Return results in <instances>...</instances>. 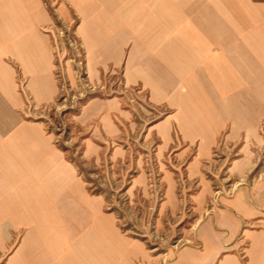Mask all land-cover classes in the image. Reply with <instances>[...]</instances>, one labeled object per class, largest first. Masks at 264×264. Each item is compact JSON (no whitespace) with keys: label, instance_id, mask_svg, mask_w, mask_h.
Returning <instances> with one entry per match:
<instances>
[{"label":"crops","instance_id":"obj_1","mask_svg":"<svg viewBox=\"0 0 264 264\" xmlns=\"http://www.w3.org/2000/svg\"><path fill=\"white\" fill-rule=\"evenodd\" d=\"M56 11L76 21L92 77L122 68L129 87L169 111L152 130L163 149L196 146L194 173L221 141L264 142V0H60ZM52 23L44 0H0V264H137L142 244L25 117L26 94L33 105L57 94ZM194 239L175 264H264V179L226 198Z\"/></svg>","mask_w":264,"mask_h":264},{"label":"rangeland","instance_id":"obj_2","mask_svg":"<svg viewBox=\"0 0 264 264\" xmlns=\"http://www.w3.org/2000/svg\"><path fill=\"white\" fill-rule=\"evenodd\" d=\"M59 2L44 0L53 16L45 31L52 39L57 94L43 105H33L26 94L25 117L55 136L90 193L100 195L122 231L142 244L145 257L137 264H175L181 247H199L194 234L226 198L264 179V142L244 143L241 152L242 141H221L194 173L190 162L196 146L171 141L163 149L152 130L168 114L165 107L148 102L139 87H129L122 68L92 77L74 33L76 21L59 17ZM247 154L251 158L241 159ZM242 160L249 162L245 172L239 171L247 165ZM256 226H242L236 246L246 245L242 228Z\"/></svg>","mask_w":264,"mask_h":264}]
</instances>
